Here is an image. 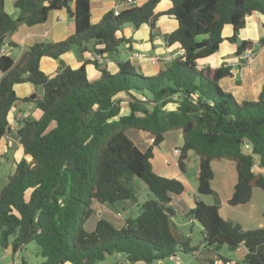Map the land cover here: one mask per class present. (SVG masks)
Returning a JSON list of instances; mask_svg holds the SVG:
<instances>
[{
  "label": "trees",
  "instance_id": "1",
  "mask_svg": "<svg viewBox=\"0 0 264 264\" xmlns=\"http://www.w3.org/2000/svg\"><path fill=\"white\" fill-rule=\"evenodd\" d=\"M161 1L147 0L119 15L110 10L93 24L90 0H15L16 18L0 0V49L19 46L14 38L18 27L43 23L53 10L66 8L76 24L66 39L29 46L18 60L0 56V141L11 134L23 152L0 189L3 248L17 253L34 242L42 258L37 264H154L179 252L199 256L202 245L209 256L204 264H241L220 250L244 245L243 264H264V228L245 229L224 219L218 204L198 198L187 216L204 234L200 246L192 245L177 228L178 212L170 205L172 196L185 194L188 186L180 178L157 174L152 164L153 147L168 131L181 129L178 166L185 172L189 151L198 155L199 194L216 196L212 162L224 159L236 164L230 206L249 202L255 187L264 192V172L254 171L255 165L264 170V95L239 103L219 85L231 75V67L200 64L225 40L238 41L247 17L264 14V0H169L172 7L165 13L178 27L164 40L184 54L154 75L138 72L131 60L111 71L98 60L73 68L61 59L73 49L82 54L89 43L95 55L117 51L132 41L124 35L127 24L148 25L152 38ZM227 25L233 28L230 37L223 36ZM258 44L264 45V36ZM251 47L242 40L236 53L241 56ZM43 57L60 60L57 74L49 76L41 69ZM90 63L99 72L95 78L89 75ZM24 82H31L35 91L18 98L14 86ZM17 100L31 104L34 112L20 117L12 128L10 112ZM128 130L149 133L153 146L141 150ZM135 178L145 182L154 199L143 202L138 217L129 218L121 229L99 219L88 231L85 222L93 213V200L138 202ZM111 256L117 258L115 263L107 262Z\"/></svg>",
  "mask_w": 264,
  "mask_h": 264
},
{
  "label": "crops",
  "instance_id": "2",
  "mask_svg": "<svg viewBox=\"0 0 264 264\" xmlns=\"http://www.w3.org/2000/svg\"><path fill=\"white\" fill-rule=\"evenodd\" d=\"M14 1L15 0H5V9L12 17L16 18L19 14V10L15 7ZM135 1L141 2L137 4L141 5L147 0ZM119 2L122 1L119 0ZM90 4L91 22L93 24L98 23L108 11L118 9L119 5L118 0H90ZM171 7V1L162 0L155 8V13L160 15L157 18L152 38L150 27L148 25L144 24L139 28H135L130 24V28L125 26L124 35L127 39H131L132 41L125 42V45L122 44V50H120L121 46H119L117 51L103 54L102 57V54L95 55L96 52L92 51L93 46L89 43L82 54L70 50L63 54L61 59L65 64L73 68L79 67L85 60L89 62L92 60H98L101 64H106L111 71L117 69L119 62L131 60L138 72L145 75L157 74L161 69L171 63V61L166 60V57L177 49L175 45L170 47L164 40L165 34L171 33L178 27V21L173 16L165 13ZM75 29V19L69 14L66 8L53 10L49 13L48 19L43 23L31 26L26 24L20 25L14 36L15 40L20 45L9 47L5 44V54L11 56L14 60H18L24 50L29 46L36 43L58 42L64 40L73 34ZM232 34V26L227 25L223 31V36L230 37ZM146 35L148 36V39ZM263 36L264 14L254 13L247 17L245 27L239 32L238 41L231 42L225 40L221 44L219 51L208 58L203 59L200 63L203 66L209 65L215 68L222 65L231 67V75L222 78L219 81V85L225 92L230 93L239 103L243 101H256L261 95H264V45L261 46L258 44V41ZM242 40H247L252 43V47L249 50L255 54L253 61L247 64H245L241 56L236 53L237 47ZM128 46H131L130 50H128ZM97 48L101 47L97 46ZM124 52L126 53V56ZM136 53H139L140 55L133 56ZM1 55L2 53L0 52V56ZM152 58H158L160 61L155 62ZM59 65L60 60H54L48 57H43L40 61L41 69L49 76L57 74ZM87 69L91 78L98 76L99 72L92 63L87 65ZM1 76L2 73L0 72V78ZM14 89L18 98L27 97L35 91V87L31 82L18 83L14 86ZM22 104L23 102L20 100L15 102V107L10 112V123H14V118L19 119L25 114L34 112V108L31 104H29L27 109H24ZM15 127L16 126H12V128ZM127 134L143 151L153 146L150 142L152 136L149 133L140 130H128ZM14 141L17 140H15L11 134L4 136L0 141V153H3L6 150H11L12 142ZM183 142V132L181 129L168 131L165 134L162 143L157 147H153L154 156L152 164L153 169L157 174L165 177H177L186 182L188 186L187 192L180 196L173 195L170 202V205L178 212V215L186 216L189 210L194 207L196 198L202 201L204 200L197 191V181H195L196 184H192L189 178H187L188 170L193 168L195 169L196 180L199 157L195 152L189 151L188 153L186 173L178 172L180 171L178 166L179 154L175 153L174 150L180 149ZM188 162L189 164L191 163V165H189ZM218 162V164H216L217 161L212 162V168L215 175L211 181V185L213 190L219 195L218 203H220V207L219 205L218 207L220 215L224 219L240 223L245 229L259 228L262 226L261 210L264 209V207L259 204V200L255 198L254 195H256V192L253 189L252 197L246 204L230 206L228 204V199L231 197L234 185L237 181L236 164L232 160L227 159ZM261 195L262 194H259V199ZM218 203L214 200L212 204ZM136 205L137 203L131 200H120L112 205L93 200V213L85 222V228L88 231H93L96 227L97 221L99 219H105L117 229H121L126 226V222L130 218V213L135 211ZM120 207L121 209H118ZM232 207L236 210H232ZM221 210L224 212L222 213L223 215L221 214ZM193 221L194 220L192 219V222ZM21 251L22 250L13 253L10 249H6L4 255L7 257L8 254H11L12 262H6L5 264H26L25 258L20 254ZM234 254L238 255L235 259L231 258ZM234 254L229 255V259L233 262L241 263L247 254V249L244 245H241L234 250ZM176 258L180 260L178 255H176ZM186 264L190 263L187 262Z\"/></svg>",
  "mask_w": 264,
  "mask_h": 264
},
{
  "label": "rangeland",
  "instance_id": "3",
  "mask_svg": "<svg viewBox=\"0 0 264 264\" xmlns=\"http://www.w3.org/2000/svg\"><path fill=\"white\" fill-rule=\"evenodd\" d=\"M141 2L138 1H134L132 3H123V2H119L118 0V9L120 11H123L125 9H129L132 6H141V5H137ZM127 28H130V24L126 25ZM147 39L148 36L146 35ZM123 46H121L122 50ZM73 51L76 52L75 49H73ZM126 52V51H125ZM124 52L125 56L126 53ZM160 61V59H159ZM158 61V62H159ZM24 109H27L29 104L27 103H23L22 104ZM123 112H126V107H124ZM18 119L14 118L13 120V126H16ZM132 135V134H131ZM19 143L17 141L12 142V149L11 150H6L3 153H0V188H2L3 184H6L9 178V175L14 171L15 169V165H16V161L19 160L21 158V156L23 155L22 149L21 147H19ZM180 154V153H178ZM26 159L28 161L32 160V157L29 156H25ZM188 161V159H187ZM234 162V161H233ZM219 162L217 161L216 164H218ZM189 164V162H188ZM187 165V163H186ZM191 165V163L189 164ZM187 170V169H186ZM254 171L256 173L258 172H264L263 169L259 168L257 165L254 166ZM181 173H186L182 172L181 170L178 171ZM173 175V174H172ZM169 178H173V177H169ZM187 178H189V180L192 182V184H196V180H195V169L191 168L188 170L187 172ZM133 187L135 190V193L137 195L138 198V202L136 205V209L134 212L130 213V218L131 219H135L136 217H138V215L141 212V204L147 200H151L154 199V195L149 191L147 185L145 184L144 181H142L141 179L135 178V181L133 182ZM220 189V188H219ZM215 191V190H214ZM254 191L256 192L255 198L259 200V204H261L264 207V192L255 187ZM216 192V191H215ZM221 194V193H220ZM259 194H262L260 199L258 198ZM201 196V198H203V200L207 203V204H212L215 200V202L217 201L218 203V199H219V195L216 192V196L211 194V195H202L199 194ZM217 199V200H216ZM110 205H112L111 203H109ZM219 207H220V203H218ZM232 210H236L234 209V207H232ZM118 209H121L118 208ZM224 213L221 210V214ZM223 215V214H222ZM261 216H262V226H260L259 228H255V229H260V228H264V209L261 210ZM175 224L177 226V228L186 236H188L191 239V244L192 245H197L200 246L201 245V241L203 239V228L202 226L198 223L193 221L190 216H185V215H178L175 219ZM5 248H3L0 245V264H5L6 262H12V255L8 254L7 257H5ZM199 256H194L191 255L189 253H183V252H179L178 253V257L180 258L179 260V264H183V263H190V264H204L206 262V259L209 257L207 252H204L203 247L201 245V247H199ZM38 252V246L36 243L32 242L29 243L28 245H26L25 249L21 251V256H23L25 258L26 264H36L37 261L42 260V258L40 256H38L37 254ZM220 254L228 257L231 254H234V251L229 250L227 247H224L220 250ZM238 257L237 254H234L233 256H231V258H236ZM117 261V258L115 256H111L107 259V262L109 263H115ZM182 261V262H181ZM161 264H176L175 262H173L172 260L169 259L167 260H163L160 261ZM160 262H156L154 264H160ZM243 261H241V264Z\"/></svg>",
  "mask_w": 264,
  "mask_h": 264
},
{
  "label": "built area",
  "instance_id": "4",
  "mask_svg": "<svg viewBox=\"0 0 264 264\" xmlns=\"http://www.w3.org/2000/svg\"><path fill=\"white\" fill-rule=\"evenodd\" d=\"M134 2V0H124L123 3H132ZM121 11L119 9H115L114 10V15H119ZM0 52L2 54H5V46H3L1 49H0ZM184 54V51L182 48H178L176 51L172 52L171 54H169L167 57H166V60L167 61H172L174 60L176 57L180 56V55H183ZM140 54L139 53H136L134 54L133 56H139ZM255 57V54L251 51V50H247L246 52H244L242 55H241V58L243 60V62L245 64L247 63H250L251 61H253ZM152 60H154L155 62H158L159 59L158 58H152ZM11 126H13L14 124L13 123H10ZM150 142L153 144L154 142V137H151L150 138ZM246 147L247 148H250L251 146L246 144ZM175 153H180V150L179 149H175L174 150ZM170 260L174 261L176 264H179V259L176 258V255H171L170 256Z\"/></svg>",
  "mask_w": 264,
  "mask_h": 264
},
{
  "label": "water",
  "instance_id": "5",
  "mask_svg": "<svg viewBox=\"0 0 264 264\" xmlns=\"http://www.w3.org/2000/svg\"><path fill=\"white\" fill-rule=\"evenodd\" d=\"M27 156L31 157L30 155H27Z\"/></svg>",
  "mask_w": 264,
  "mask_h": 264
}]
</instances>
